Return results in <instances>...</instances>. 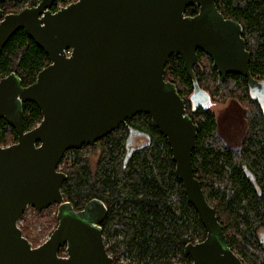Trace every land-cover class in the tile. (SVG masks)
I'll list each match as a JSON object with an SVG mask.
<instances>
[{
  "label": "water",
  "instance_id": "1",
  "mask_svg": "<svg viewBox=\"0 0 264 264\" xmlns=\"http://www.w3.org/2000/svg\"><path fill=\"white\" fill-rule=\"evenodd\" d=\"M58 1L39 0L10 14L0 8V52L23 30L48 58L28 86L14 73L0 79V121L17 136L16 143L0 146V264H112L101 228L107 208L92 199L75 211L63 199L66 175L58 166L65 153L92 146L137 114L148 115L166 139L174 176L205 230L203 241L184 247L190 264H244L229 248L194 176L198 126L164 78L169 58L179 56L194 83L193 105L203 98L202 107L209 108L210 98L196 85L193 71L200 51L223 79L245 78L264 113V80L250 75L241 25L225 18L216 0H76L52 12ZM187 8H197V14L186 16ZM25 103L35 104L42 116L29 131L23 129ZM139 134L129 129L125 161L131 138ZM52 206L57 225L32 247L17 222L29 208L40 213Z\"/></svg>",
  "mask_w": 264,
  "mask_h": 264
},
{
  "label": "trees",
  "instance_id": "2",
  "mask_svg": "<svg viewBox=\"0 0 264 264\" xmlns=\"http://www.w3.org/2000/svg\"><path fill=\"white\" fill-rule=\"evenodd\" d=\"M74 1L62 0L61 4ZM38 2L4 0L0 8L4 14L17 13ZM215 6L225 18L241 25L245 49L250 54V75L255 81H263L264 0H216ZM52 10H56V5ZM196 13L197 8L185 10L186 16ZM197 55L199 62L193 68L196 85L209 98L212 89L228 92L241 112L244 131L236 145L225 143L209 108L192 104L194 83L187 77L181 58L171 56L164 78L174 84L185 102L186 113L198 126L192 153L194 176L215 210L229 248L244 264H264V113L250 96L245 78L230 74L223 79L207 56L202 52ZM47 65L45 53L23 30H17L0 52V79L14 73L22 86H28ZM22 109L23 129L29 131L42 116L33 103L23 104ZM129 129L146 134L149 142L125 161ZM16 141L14 129L1 120L0 146ZM71 153V161L59 168L66 175L61 189L63 199L75 211L92 199L105 205L107 216L101 228L112 264L121 258L129 260L128 264H190L184 247L203 241L205 230L186 202L182 183L174 176L166 139L151 127L148 115L137 114L92 146H82ZM92 154H96L93 164ZM45 212H33L31 219L19 227L32 247L38 245V238L46 229L32 238L30 223L44 220ZM53 223L57 224L56 215ZM63 253L64 248L59 255Z\"/></svg>",
  "mask_w": 264,
  "mask_h": 264
},
{
  "label": "rangeland",
  "instance_id": "3",
  "mask_svg": "<svg viewBox=\"0 0 264 264\" xmlns=\"http://www.w3.org/2000/svg\"><path fill=\"white\" fill-rule=\"evenodd\" d=\"M264 85V84H263ZM210 106L209 110L214 114L219 133L226 144L233 146L236 145L241 141V138L243 136L244 131V124L243 119L241 117V112L238 109L237 105L230 99L228 92H225L223 89H212L210 91ZM189 96H187V99H189ZM145 141V139H144ZM136 144L140 143V140L135 141ZM14 144V143H13ZM12 145V144H10ZM9 146V145H7ZM6 147V146H2ZM72 153H67L63 160L60 162L58 166V170L61 166V164L65 162H69L72 159ZM96 160V154H92L90 156V161L93 164ZM56 209H55V208ZM33 209H27L24 212V216L21 220H18L17 225L20 227L24 224L25 221H29L31 219V215L33 212H35ZM56 206H52L48 208L44 213V217H46L44 220H41L40 222H33L30 223V231H31V237L35 238L40 232H43V229L45 228L46 231L42 233V235L38 238L37 246L41 245L44 241L47 240V238L50 236L52 231L55 229V226L53 223V217L56 215ZM105 241V237H104ZM198 241H196L197 243ZM32 245V244H31ZM35 246V247H37ZM107 247L108 245L105 244ZM238 255V254H237ZM60 256H64L63 254H60ZM110 256V255H109ZM130 261L126 258H121L118 262H115L114 264H128ZM131 264H137L136 261H131Z\"/></svg>",
  "mask_w": 264,
  "mask_h": 264
},
{
  "label": "flooded vegetation",
  "instance_id": "4",
  "mask_svg": "<svg viewBox=\"0 0 264 264\" xmlns=\"http://www.w3.org/2000/svg\"><path fill=\"white\" fill-rule=\"evenodd\" d=\"M62 1V0H61ZM61 1H58V2H56L54 5H56V10H52V8H51V10H52V12H56L58 9H60V8H62V7H64V6H67L68 4H70V3H68V4H66V5H62L61 4ZM75 2V1H74ZM72 3V2H71ZM38 4V3H37ZM36 4V5H37ZM35 5V6H36ZM53 7V6H52ZM24 8H26V7H24ZM23 9V8H22ZM21 9V10H22ZM20 11V10H19ZM18 11V12H19ZM197 14V13H196ZM195 14V15H196ZM198 52H200V51H198ZM197 52V53H198ZM193 94H194V92H193ZM192 94V95H193ZM192 95H191V97H192ZM195 100V99H194ZM203 100V98L202 99H196L195 100V106H202V101ZM210 101H211V99H209ZM192 101V100H191ZM196 101H197V103H196ZM193 104V103H192ZM198 108V107H197ZM139 132V131H138ZM140 134L139 135H136V136H134V137H132L131 138V140H130V143H129V146H130V150H131V153L133 152H135V151H137V150H139V149H141L142 147H144V145H145V143H148L149 141V139L147 138V136H146V134H144V133H142V132H139ZM144 139H145V141H144ZM138 140H140V143L139 144H136L137 142H135V141H138ZM127 141V140H126ZM73 151V150H72ZM72 151H69V152H67V153H71ZM67 153H65V155L67 154ZM126 153H127V146H126ZM65 155L63 156V158L65 157ZM63 160V159H62Z\"/></svg>",
  "mask_w": 264,
  "mask_h": 264
}]
</instances>
